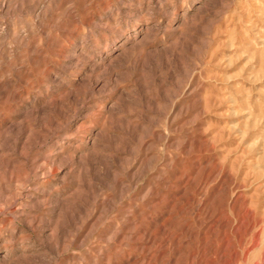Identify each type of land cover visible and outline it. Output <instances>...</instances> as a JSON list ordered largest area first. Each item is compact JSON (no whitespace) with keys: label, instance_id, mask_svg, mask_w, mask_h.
Returning <instances> with one entry per match:
<instances>
[{"label":"rangeland","instance_id":"rangeland-1","mask_svg":"<svg viewBox=\"0 0 264 264\" xmlns=\"http://www.w3.org/2000/svg\"><path fill=\"white\" fill-rule=\"evenodd\" d=\"M0 264H264V0H0Z\"/></svg>","mask_w":264,"mask_h":264}]
</instances>
